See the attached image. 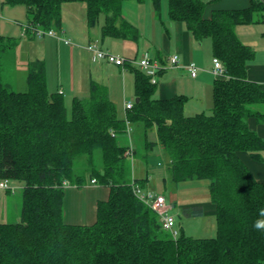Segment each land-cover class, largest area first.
Returning a JSON list of instances; mask_svg holds the SVG:
<instances>
[{"label": "trees", "instance_id": "trees-1", "mask_svg": "<svg viewBox=\"0 0 264 264\" xmlns=\"http://www.w3.org/2000/svg\"><path fill=\"white\" fill-rule=\"evenodd\" d=\"M127 1L145 0L2 4L25 6L28 37L35 38L31 34L37 28L60 30L63 5L83 3L89 28L104 17V36L138 42V28L123 17ZM215 1L168 3L171 21L184 23L198 42L210 38L213 58L224 66L226 76L213 86L210 114L185 115L183 96L156 98L157 84L130 63L139 101L124 116L106 86L96 82H91L87 98H73L69 111L63 92L48 89L44 59L29 62L26 92L10 91L0 80V182L22 187L21 221L0 223V264H264V229L254 227L264 219V182L255 179L239 156L248 153L264 165V141L248 126L252 117L264 123V84L248 79L247 65L256 52L235 31L238 25L253 23L264 4L251 0L247 9L214 10L207 18L206 9ZM154 5L159 10L160 0ZM10 39L0 34V70ZM126 120L145 151L158 145L165 151L168 177L176 187L208 182L216 206L215 237L194 238L181 231L174 239L158 214L137 198L132 181L147 190V179L132 175L128 147L117 139L126 133ZM153 130L158 142L148 141ZM79 166L88 172L86 177L76 170ZM93 180L110 189L109 198L98 202L95 223L67 224L64 183L82 188ZM182 211L187 217L204 215L201 206Z\"/></svg>", "mask_w": 264, "mask_h": 264}, {"label": "crops", "instance_id": "crops-1", "mask_svg": "<svg viewBox=\"0 0 264 264\" xmlns=\"http://www.w3.org/2000/svg\"><path fill=\"white\" fill-rule=\"evenodd\" d=\"M164 6V0H160L159 10L155 8L154 0H145L141 3L137 1L125 2L122 11L123 17L138 28L141 35L140 40L138 42H133L104 36L102 34V27L96 29L95 26L93 27L92 33L88 31V35H91L89 44L93 42H99V44H101L102 42L103 46L100 45L102 50L129 59H138L142 54L149 53L153 60L165 67L164 71L159 75L155 97L167 100L176 96H183L187 98L184 108L185 115L191 116L198 113L210 114L214 106L213 86L217 79L212 73V44L209 47L206 46L204 50H201L200 48L206 44V41H196L184 23L171 21L169 12L167 14V7H165V11ZM249 7H251V0H217L208 5L205 16L207 18L210 17L214 10L247 9ZM256 13L253 16V23L238 25L235 28L236 34L242 42L246 39L247 42L249 41L252 43V40H248L244 27L250 25L255 26L253 30L257 31L258 37L264 40L263 12L260 16H257ZM99 26L100 25H98V27ZM65 27L66 28H64L62 24L60 29L62 33H58L62 39H67L70 42L74 40H84L85 33L81 32L80 35V31L70 30L68 25H65ZM250 37L251 39L252 37L253 39L256 38V36ZM29 38H31V36H29ZM249 42L243 43L252 46ZM49 45L51 54L52 46L54 45L57 47V52L59 51L58 57L54 56L56 64L55 67L52 68L53 77L57 79L59 83L57 84V87H59L57 91L66 92L67 88L70 92L73 91V93H75L77 87L75 86L74 64L76 62V54H80L79 49L72 43L67 45L62 40L56 38H53ZM45 49L48 51L47 43L45 44ZM255 52L254 59L247 65V76L248 79L253 82L264 84V45L257 50L255 49ZM44 55H46V53ZM175 55L179 58V66L173 68L171 67L169 59ZM69 57L73 77L71 75L72 83L68 88L63 79L62 61ZM36 59H44L47 64L46 56L44 58L39 56ZM87 61L88 63L90 62L89 59H87ZM91 62H93V64L91 66L90 76L87 77L89 79L87 84L91 85V82H96L106 86L109 98L117 107L119 114L124 116L125 103L133 101V98H129L133 95V92L135 95L134 72L129 67L123 70L121 67L108 62L106 63L105 61L91 60ZM190 63H195L199 67L198 75L195 78L191 77L186 69ZM117 68L121 71L120 73L122 76L118 74ZM68 77L69 73L67 74V79ZM62 82L65 83V86ZM83 82L84 79L81 80L82 84ZM81 88L83 91H86V88ZM74 97H78V95ZM248 126L251 131L258 134L264 141L263 122H259L256 118L252 117L248 120ZM239 156L248 166L255 179L259 182H264V165L254 160L248 153L240 152ZM166 168L168 169V162ZM109 195L110 189L98 184L89 183L82 188H78L77 186L67 187L65 189L64 199L65 222L73 225H92L97 219L98 202L106 201ZM169 200L173 205V210L179 207L180 211H182L183 208L189 207L183 203L177 206L179 201L176 192L171 194ZM194 206H201L203 208L204 215L198 218H205L207 216L215 217L216 215V206L209 201L199 202Z\"/></svg>", "mask_w": 264, "mask_h": 264}, {"label": "rangeland", "instance_id": "rangeland-1", "mask_svg": "<svg viewBox=\"0 0 264 264\" xmlns=\"http://www.w3.org/2000/svg\"><path fill=\"white\" fill-rule=\"evenodd\" d=\"M2 2L3 0H0V34L11 38V49H8L1 58V82H3L10 91L26 92L28 90L27 77L29 62L35 60L39 56L42 58L46 56L47 86L50 92H56L59 89V87H57V84L59 83L58 80L53 77L52 68L55 67L56 64L54 56L58 57L59 51L57 52V47L54 45L52 46L51 54L49 43H51L53 38L49 36L43 38H29L28 35L24 33V27L28 24V16L25 6H8L3 5ZM168 3L169 0H164V9L166 11L165 7H167V14L169 12ZM256 14L257 16H260L262 12H258ZM86 18L87 8L85 4L74 3L63 5L62 24L64 25V28H66L65 25H68L70 30L80 31V35L81 32L85 33L84 40H74L71 42L77 46L80 54H76V62L74 64L75 86L77 87V91L73 93V91L70 92L66 88V92H63L65 94L66 105L69 108V111H71V102L75 95H78L79 98H87L90 93V85L87 84L89 79L87 77L90 76L91 66L93 64L91 60L93 59L92 54L87 50V46L91 36L88 35V31H91L92 33L93 28L88 29L89 27L87 26ZM104 23V17H102L100 23L98 24L100 26L98 27L97 25L96 29H100ZM244 27L248 40H252V43L248 41L249 44H251L256 50L263 47L264 40L258 37L257 31L253 30L255 26L250 25ZM56 31L59 34L62 33L60 30ZM249 35L256 36V38L253 39L252 37L251 39ZM204 41H206V44L200 48L201 50H204L206 46L209 47L212 44L210 38H207ZM243 42L248 43L246 39ZM46 43L48 51L45 49ZM95 44L103 46L102 42L101 44H99V42ZM101 46L100 48H102ZM45 53L46 55H44ZM69 59L70 57L63 59L62 61L63 79L68 88L72 83L71 75L73 77L71 61L69 62ZM87 59L90 60L89 63ZM117 69L118 74L122 76L119 68ZM68 73L69 77L67 79ZM82 79H84L83 84L81 83ZM64 82H62V84L65 86ZM81 87L86 88V91H83ZM134 96L133 92V95L129 98H133L132 100L135 101L136 97L134 98ZM117 139L122 146L130 147L131 139L128 134H120ZM148 141L158 142L156 130L149 132ZM132 144L135 154L131 157L132 160L129 158L131 161V172L135 178L147 179V190L165 196L169 204H171L169 200L171 194L176 192L178 194L179 201L177 206L181 203L186 204V206H192L199 202H211L207 181H189L181 183L177 187L170 181L166 168L168 157L160 145L147 152L144 150L142 143L139 142V138L136 140L134 133H132ZM76 170L79 171V174L84 175L85 177L88 175L85 168L79 166ZM11 184L18 187L15 192L11 190L10 192L12 193H10L9 191L0 189V223H17L21 221L22 187L17 182L11 181ZM172 211L173 212L171 213H173L176 218L175 229L179 232L182 231L186 236L194 238H212L216 236L215 217H187L184 213H182V211H180L179 207L174 208V210L172 209Z\"/></svg>", "mask_w": 264, "mask_h": 264}, {"label": "built area", "instance_id": "built-area-1", "mask_svg": "<svg viewBox=\"0 0 264 264\" xmlns=\"http://www.w3.org/2000/svg\"><path fill=\"white\" fill-rule=\"evenodd\" d=\"M264 4V0H258ZM24 33L27 35L29 33V27L25 25ZM31 34V33H30ZM35 38H43L46 36L53 37L59 40H62L65 44L69 45L71 42L69 40L62 39L58 33L54 29L44 30V29H34L32 34ZM87 50L92 54L93 61H106L110 64L116 65L121 67L123 70L127 68V64H132L138 66L149 78L152 84H158L159 75L162 71H164L165 67L160 65L157 61L153 60L149 53H144L139 59H129L123 56L114 55L110 52L102 50L98 44L90 43L87 46ZM171 67H178L179 66V58L177 55L172 56L170 59ZM212 73L217 77H225V69L222 62L218 58H213L212 60ZM187 71L189 72L190 76L195 78L198 75L199 67L195 63H190L186 67ZM135 101H130L125 103V113L128 110H131L134 106ZM131 122L126 120V134L130 137L132 141V126ZM126 155L130 158L133 157L134 151L132 147V142L130 147H128L126 151ZM92 184H96V181L93 180ZM132 190L137 198L142 201L144 204L149 206L153 209L159 216V220L161 223L162 228L165 231L171 233L174 239H177L179 236V231L175 229L176 227V218L171 213L172 206L168 203L165 196L156 194L149 190H144L138 183L134 180L132 181ZM65 188L69 187L70 184L68 182L64 183ZM0 189L6 191H13L15 192L18 187L13 186L9 180H3L0 182Z\"/></svg>", "mask_w": 264, "mask_h": 264}, {"label": "clouds", "instance_id": "clouds-1", "mask_svg": "<svg viewBox=\"0 0 264 264\" xmlns=\"http://www.w3.org/2000/svg\"><path fill=\"white\" fill-rule=\"evenodd\" d=\"M260 215L264 217V209L260 211ZM254 227L257 229H264V219L257 220Z\"/></svg>", "mask_w": 264, "mask_h": 264}, {"label": "water", "instance_id": "water-1", "mask_svg": "<svg viewBox=\"0 0 264 264\" xmlns=\"http://www.w3.org/2000/svg\"><path fill=\"white\" fill-rule=\"evenodd\" d=\"M138 101H139V99L137 98V99H136V102H138Z\"/></svg>", "mask_w": 264, "mask_h": 264}]
</instances>
